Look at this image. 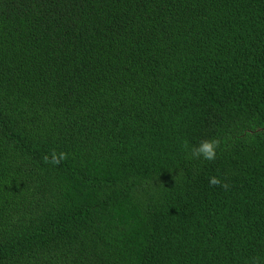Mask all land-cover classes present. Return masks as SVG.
Listing matches in <instances>:
<instances>
[{"label": "trees", "instance_id": "trees-1", "mask_svg": "<svg viewBox=\"0 0 264 264\" xmlns=\"http://www.w3.org/2000/svg\"><path fill=\"white\" fill-rule=\"evenodd\" d=\"M0 264H264V0H0Z\"/></svg>", "mask_w": 264, "mask_h": 264}, {"label": "clouds", "instance_id": "clouds-1", "mask_svg": "<svg viewBox=\"0 0 264 264\" xmlns=\"http://www.w3.org/2000/svg\"><path fill=\"white\" fill-rule=\"evenodd\" d=\"M217 147L218 141L217 140H204L197 144H188L185 143V148L189 151L190 157L195 159H202L204 161H214L217 157ZM66 158V154L63 152L56 153L53 151L51 156H45L44 160L46 163H50L53 166L59 165L61 161ZM209 184L211 186H220L224 189H228L229 185L226 182H223L217 176H211L208 178Z\"/></svg>", "mask_w": 264, "mask_h": 264}]
</instances>
